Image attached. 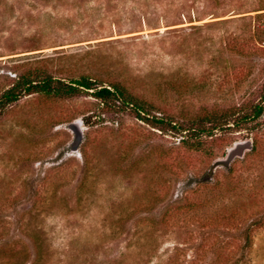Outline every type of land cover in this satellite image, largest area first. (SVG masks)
I'll list each match as a JSON object with an SVG mask.
<instances>
[{
  "label": "rangeland",
  "instance_id": "rangeland-1",
  "mask_svg": "<svg viewBox=\"0 0 264 264\" xmlns=\"http://www.w3.org/2000/svg\"><path fill=\"white\" fill-rule=\"evenodd\" d=\"M261 8L0 0V96L48 75L130 99L35 94L3 111L0 264H264V113L244 119L264 95ZM208 116L227 124L196 148L168 125Z\"/></svg>",
  "mask_w": 264,
  "mask_h": 264
},
{
  "label": "trees",
  "instance_id": "trees-1",
  "mask_svg": "<svg viewBox=\"0 0 264 264\" xmlns=\"http://www.w3.org/2000/svg\"><path fill=\"white\" fill-rule=\"evenodd\" d=\"M259 10H264L261 8ZM260 19V15L256 17ZM257 31L261 32L263 29L259 28L257 25ZM91 91V93H89ZM89 93L91 97L99 101L103 106H113L115 102L123 105L129 104L128 96L125 95V90L119 85H111L109 87L95 86L92 81L87 78L75 79L69 82H65L59 79H55L51 76L45 75L38 79H32L29 76L20 77L17 79L8 89L4 90L0 96V117L3 111L18 102L22 98L30 95H43L52 98H72L78 96L80 93ZM136 116L139 120H146L144 116H141V109H136ZM264 113V95L261 97L260 103H258L254 108L252 115L249 117H244V119H258ZM226 116H220L217 118L207 117L204 123L195 125H190L185 127V125L174 124L169 121L168 125L179 132H187L189 134V140L184 141L183 144L189 148H196L197 145L190 141L191 138H196L199 132L203 130H214V128L221 127L227 124L225 120ZM155 124H163L162 119H154ZM208 124L209 127H205ZM198 138V137H197Z\"/></svg>",
  "mask_w": 264,
  "mask_h": 264
},
{
  "label": "water",
  "instance_id": "water-1",
  "mask_svg": "<svg viewBox=\"0 0 264 264\" xmlns=\"http://www.w3.org/2000/svg\"><path fill=\"white\" fill-rule=\"evenodd\" d=\"M75 126H77L76 124H75ZM75 137H76V143L77 142H79L80 141V137H81V134H80V130L79 129H77L76 131H75ZM242 150V149H241ZM241 150H240V152H241ZM237 151V150H236ZM236 151H234L232 154H235L236 153ZM240 152H239V154H240ZM231 156V155H230Z\"/></svg>",
  "mask_w": 264,
  "mask_h": 264
}]
</instances>
